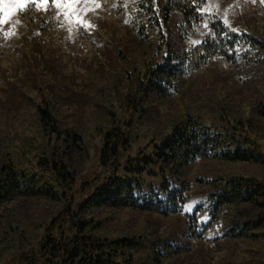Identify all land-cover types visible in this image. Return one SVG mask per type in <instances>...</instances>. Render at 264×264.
<instances>
[{"label":"trees","instance_id":"trees-1","mask_svg":"<svg viewBox=\"0 0 264 264\" xmlns=\"http://www.w3.org/2000/svg\"><path fill=\"white\" fill-rule=\"evenodd\" d=\"M122 1L120 69L92 70L89 108L72 124L70 99L25 91L12 129L0 126V262L181 264L199 241L264 264L258 18H227L213 0Z\"/></svg>","mask_w":264,"mask_h":264},{"label":"rangeland","instance_id":"rangeland-1","mask_svg":"<svg viewBox=\"0 0 264 264\" xmlns=\"http://www.w3.org/2000/svg\"><path fill=\"white\" fill-rule=\"evenodd\" d=\"M213 1L230 19L243 20L256 15L258 20L251 18L254 32L264 35V7L260 1ZM57 2L61 7L49 0L37 8L27 0H0V21H3L0 23L3 34L0 41V126L5 125L3 129L13 123L14 111L25 91L38 101L44 95L50 99L59 96L62 100L70 99L72 102L63 106V113L73 124L78 109L89 108L85 97L94 80L92 70H98L100 65H106L109 71L120 69L118 53L125 51L128 3L125 11L119 10L120 4H124L121 0ZM217 70L205 76L211 78ZM58 73L66 77L62 84L57 80ZM158 179V176L149 177V181L157 182ZM13 204L14 201L10 203ZM195 205V200L191 199L185 212H193ZM151 219L158 223L161 232L167 228L164 218L153 215ZM214 246L221 247V244L216 241ZM230 254L229 248L211 249L209 245L203 248L201 242L194 241L181 264H232Z\"/></svg>","mask_w":264,"mask_h":264},{"label":"snow or ice","instance_id":"snow-or-ice-1","mask_svg":"<svg viewBox=\"0 0 264 264\" xmlns=\"http://www.w3.org/2000/svg\"><path fill=\"white\" fill-rule=\"evenodd\" d=\"M28 3H31L33 6L39 8V5L41 3L43 4H47L49 3V0H27ZM52 3H55L56 7H61V3L57 2V0H51ZM262 2H264V0H262ZM3 21H0V23H2ZM83 26V25H82Z\"/></svg>","mask_w":264,"mask_h":264}]
</instances>
